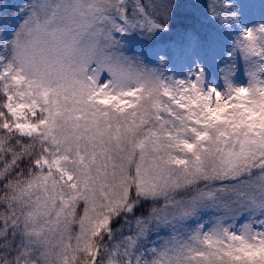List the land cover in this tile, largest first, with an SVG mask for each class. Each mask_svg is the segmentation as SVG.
I'll return each instance as SVG.
<instances>
[{"label":"snow or ice","instance_id":"obj_1","mask_svg":"<svg viewBox=\"0 0 264 264\" xmlns=\"http://www.w3.org/2000/svg\"><path fill=\"white\" fill-rule=\"evenodd\" d=\"M0 264H264V0L0 5Z\"/></svg>","mask_w":264,"mask_h":264},{"label":"trees","instance_id":"obj_2","mask_svg":"<svg viewBox=\"0 0 264 264\" xmlns=\"http://www.w3.org/2000/svg\"><path fill=\"white\" fill-rule=\"evenodd\" d=\"M4 1H6V0H0V4H1V2H4ZM29 2H30V0H19L18 1V6H23V5H25V4L29 3ZM204 2H205V0H201V3H204ZM12 11H14V8H10L8 14L11 15ZM132 47L137 48L135 45H132ZM234 60H235V62L238 65L237 72H240L241 76L244 77L243 62H242V60H240L239 57H234ZM219 62L220 63H224L223 57H220L219 58ZM214 66H217V60H215V59L212 61V71H213ZM207 215L213 216L214 214L213 213H206L202 217V219H204L206 221V219L208 218ZM240 222H243V221L241 220ZM165 235L166 234L164 233V236Z\"/></svg>","mask_w":264,"mask_h":264},{"label":"rangeland","instance_id":"obj_3","mask_svg":"<svg viewBox=\"0 0 264 264\" xmlns=\"http://www.w3.org/2000/svg\"><path fill=\"white\" fill-rule=\"evenodd\" d=\"M18 1L19 0H6V1H4V2H1V4L0 5H3V4H9V5H12V6H18ZM132 45H135L137 48H139L140 50H143V46L142 45H138V44H136V42H133V44ZM171 67V66H170ZM216 67L217 66H214V68H213V73H215L216 72ZM175 71H179V69H174ZM214 79H215V77H214ZM236 79L238 80V81H244V79H245V77H243V76H241V74H240V72H237V74H236ZM217 83H219L220 81H216ZM207 219H206V221L211 217L210 215H207ZM164 233L166 234L165 236H164ZM168 232L167 231H161L160 233H159V239L157 238V236L156 235H152L151 237H150V239L151 240H157V242L159 243L160 242V240H162L163 238H165L166 236H168Z\"/></svg>","mask_w":264,"mask_h":264}]
</instances>
